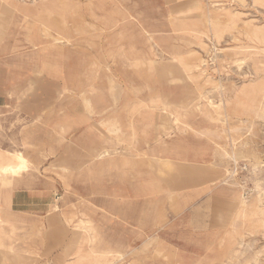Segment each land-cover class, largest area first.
Segmentation results:
<instances>
[{
    "label": "rangeland",
    "instance_id": "rangeland-1",
    "mask_svg": "<svg viewBox=\"0 0 264 264\" xmlns=\"http://www.w3.org/2000/svg\"><path fill=\"white\" fill-rule=\"evenodd\" d=\"M263 216L264 0H0V264H264Z\"/></svg>",
    "mask_w": 264,
    "mask_h": 264
},
{
    "label": "crops",
    "instance_id": "crops-1",
    "mask_svg": "<svg viewBox=\"0 0 264 264\" xmlns=\"http://www.w3.org/2000/svg\"><path fill=\"white\" fill-rule=\"evenodd\" d=\"M30 183H33L30 180ZM26 182L19 181V185L11 192V207L31 213H43L50 206L52 197L47 192H40L38 187L27 189Z\"/></svg>",
    "mask_w": 264,
    "mask_h": 264
},
{
    "label": "bare ground",
    "instance_id": "bare-ground-1",
    "mask_svg": "<svg viewBox=\"0 0 264 264\" xmlns=\"http://www.w3.org/2000/svg\"><path fill=\"white\" fill-rule=\"evenodd\" d=\"M251 74H252V73H251ZM252 75H253V74H252ZM221 90H222V89H221ZM239 92H241V91H239ZM240 95H241V94H240ZM255 101H256V98H253V99H252V102H254V105L251 106V108H253V109L255 108ZM242 103H243V101H242ZM236 104H237L238 106L241 105V100H238V96H237V103H236ZM17 157H18V156H17ZM20 161H21V159H20ZM24 161H25V159H24ZM22 162H23V161H22ZM21 164H22V163H20V165H21ZM20 165H19V166H20ZM22 165H24V163H23ZM21 167H22V166H21ZM18 168H20V167H18ZM14 169H15V166H14L13 164H9V165H7V166L1 168L2 171H4V170L13 171ZM16 170H17V169H16ZM5 172H6V171H5ZM14 172H15V171H13V174H14ZM263 217H264V216H263Z\"/></svg>",
    "mask_w": 264,
    "mask_h": 264
}]
</instances>
